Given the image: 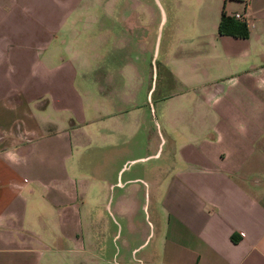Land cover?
I'll return each instance as SVG.
<instances>
[{
	"label": "crops",
	"instance_id": "obj_1",
	"mask_svg": "<svg viewBox=\"0 0 264 264\" xmlns=\"http://www.w3.org/2000/svg\"><path fill=\"white\" fill-rule=\"evenodd\" d=\"M149 2L0 0V264H264V0Z\"/></svg>",
	"mask_w": 264,
	"mask_h": 264
},
{
	"label": "rangeland",
	"instance_id": "obj_2",
	"mask_svg": "<svg viewBox=\"0 0 264 264\" xmlns=\"http://www.w3.org/2000/svg\"><path fill=\"white\" fill-rule=\"evenodd\" d=\"M150 2V15H157V14H159L160 15V9H159V7L154 3V0H149ZM151 2L154 4V6H155V8H154V6H152V4H151ZM100 8V7H99ZM102 10L104 9L103 7L101 8ZM100 9V10H101ZM101 14V13H100ZM105 59V58H104ZM105 61H102V63H104ZM151 66H157V62H156V60H154L153 61V59L151 60V64H150ZM88 69H89V66L87 67ZM88 69H87V73H86V75H88V73L90 72V70L88 71ZM153 75H154V73H153ZM77 80H78V78H77ZM76 84V83H75ZM96 151H97V149L96 148H93V147H87V149H85V151L83 152V156L84 157H92V156H94V155H96L95 153H96ZM74 155H75V157L77 158L78 156H77V153H74ZM119 241V237L117 238V240L115 241V244L117 243ZM74 261L75 260H73L72 258H69V257H60L59 255H52V256H50V261L47 263V264H72V263H74ZM109 264H125V263H121V262H117V261H110V263Z\"/></svg>",
	"mask_w": 264,
	"mask_h": 264
},
{
	"label": "trees",
	"instance_id": "obj_3",
	"mask_svg": "<svg viewBox=\"0 0 264 264\" xmlns=\"http://www.w3.org/2000/svg\"><path fill=\"white\" fill-rule=\"evenodd\" d=\"M216 32L218 34H228L232 36H243L245 29L242 24L232 17L224 15L222 12L219 15Z\"/></svg>",
	"mask_w": 264,
	"mask_h": 264
},
{
	"label": "built area",
	"instance_id": "obj_4",
	"mask_svg": "<svg viewBox=\"0 0 264 264\" xmlns=\"http://www.w3.org/2000/svg\"><path fill=\"white\" fill-rule=\"evenodd\" d=\"M231 17L237 21H241L243 19V16L242 14L240 13H237V12H234L231 14Z\"/></svg>",
	"mask_w": 264,
	"mask_h": 264
}]
</instances>
